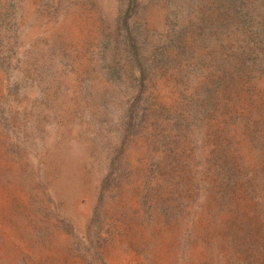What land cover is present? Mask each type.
Here are the masks:
<instances>
[{"label": "rangeland", "instance_id": "rangeland-1", "mask_svg": "<svg viewBox=\"0 0 264 264\" xmlns=\"http://www.w3.org/2000/svg\"><path fill=\"white\" fill-rule=\"evenodd\" d=\"M0 264H264V0H0Z\"/></svg>", "mask_w": 264, "mask_h": 264}]
</instances>
